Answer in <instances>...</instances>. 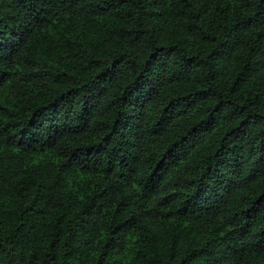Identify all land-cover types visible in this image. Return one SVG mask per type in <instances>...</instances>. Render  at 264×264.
Listing matches in <instances>:
<instances>
[{
	"label": "trees",
	"instance_id": "1",
	"mask_svg": "<svg viewBox=\"0 0 264 264\" xmlns=\"http://www.w3.org/2000/svg\"><path fill=\"white\" fill-rule=\"evenodd\" d=\"M0 264H264V0H0Z\"/></svg>",
	"mask_w": 264,
	"mask_h": 264
}]
</instances>
